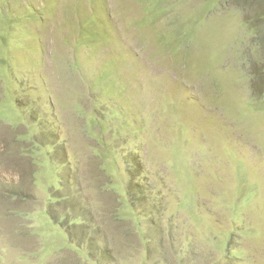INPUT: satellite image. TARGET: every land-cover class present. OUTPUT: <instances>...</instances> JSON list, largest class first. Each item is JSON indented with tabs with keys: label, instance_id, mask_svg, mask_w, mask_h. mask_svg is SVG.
<instances>
[{
	"label": "rangeland",
	"instance_id": "1",
	"mask_svg": "<svg viewBox=\"0 0 264 264\" xmlns=\"http://www.w3.org/2000/svg\"><path fill=\"white\" fill-rule=\"evenodd\" d=\"M0 264H264V0H0Z\"/></svg>",
	"mask_w": 264,
	"mask_h": 264
}]
</instances>
